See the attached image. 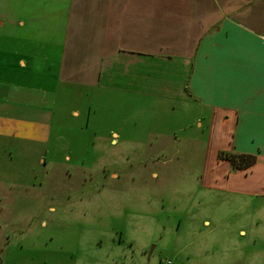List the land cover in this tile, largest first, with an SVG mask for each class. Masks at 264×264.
<instances>
[{
  "label": "rangeland",
  "instance_id": "374dc122",
  "mask_svg": "<svg viewBox=\"0 0 264 264\" xmlns=\"http://www.w3.org/2000/svg\"><path fill=\"white\" fill-rule=\"evenodd\" d=\"M6 100L2 86L0 264H264V198L213 186L195 110L94 92L13 127Z\"/></svg>",
  "mask_w": 264,
  "mask_h": 264
},
{
  "label": "crops",
  "instance_id": "0c3cea01",
  "mask_svg": "<svg viewBox=\"0 0 264 264\" xmlns=\"http://www.w3.org/2000/svg\"><path fill=\"white\" fill-rule=\"evenodd\" d=\"M0 40L13 127L94 92L193 109L217 156H255L244 171L218 161L213 186L264 198V0H0Z\"/></svg>",
  "mask_w": 264,
  "mask_h": 264
},
{
  "label": "trees",
  "instance_id": "16d2710c",
  "mask_svg": "<svg viewBox=\"0 0 264 264\" xmlns=\"http://www.w3.org/2000/svg\"><path fill=\"white\" fill-rule=\"evenodd\" d=\"M219 160L229 162L231 169L234 171H244L255 163V156L248 154H236L230 152H219Z\"/></svg>",
  "mask_w": 264,
  "mask_h": 264
},
{
  "label": "built area",
  "instance_id": "2783aa9c",
  "mask_svg": "<svg viewBox=\"0 0 264 264\" xmlns=\"http://www.w3.org/2000/svg\"><path fill=\"white\" fill-rule=\"evenodd\" d=\"M164 264H172V262L168 260Z\"/></svg>",
  "mask_w": 264,
  "mask_h": 264
}]
</instances>
